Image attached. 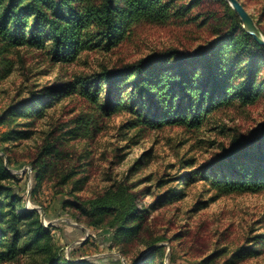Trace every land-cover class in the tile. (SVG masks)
<instances>
[{"label":"rangeland","instance_id":"1","mask_svg":"<svg viewBox=\"0 0 264 264\" xmlns=\"http://www.w3.org/2000/svg\"><path fill=\"white\" fill-rule=\"evenodd\" d=\"M238 1L264 38V0ZM189 2L175 0L165 21H141L116 47L85 50L70 62L52 61L46 49H0V115L53 83L207 46L225 31L224 7L208 0L186 11ZM259 67L262 92L253 103L233 100L198 126L155 128L128 109L104 116L79 94L55 101L41 116L8 115L0 125V158L12 176L6 185L22 210L36 212L49 229L51 249L0 264H41L49 254L93 264H264V186L219 191L201 173L232 137L252 139L264 128V63ZM47 144L58 152L45 151ZM186 174L194 176L188 185L180 180ZM120 184L131 186L145 211L134 236L119 235L110 217L86 213ZM171 189L177 197L165 199Z\"/></svg>","mask_w":264,"mask_h":264},{"label":"trees","instance_id":"2","mask_svg":"<svg viewBox=\"0 0 264 264\" xmlns=\"http://www.w3.org/2000/svg\"><path fill=\"white\" fill-rule=\"evenodd\" d=\"M202 1L208 0H191L185 10ZM209 1L224 7L227 26L207 46L197 47L188 56L176 57L172 51L156 53L120 68H102L91 75L53 83L39 95L11 105L8 112L41 116L55 101L79 94L96 104L104 116L128 109L138 122L158 128L198 126L216 108L233 100L244 105L253 103L262 92L257 76L264 63V47L243 30L239 17L226 1ZM174 3L175 0H0V49H46L54 62L74 61L85 50L116 47L141 21H165ZM11 114L6 111L0 115V125ZM44 150L58 152L49 144ZM201 173L219 191L262 188L264 128L252 139L232 137L229 146L222 148ZM39 177L37 172L36 178ZM193 178L186 174L180 180L188 185ZM11 179L0 158V263L11 261L18 254L48 253L51 249L49 229L42 225L36 212L22 210L19 198L6 185ZM176 191L169 190L165 199L176 198ZM137 199L131 186L120 184L115 192L110 188L101 199L93 200L86 213L99 216L98 219L110 217V226L119 235L134 236L145 218V211L136 206ZM41 264L93 263H72L49 254Z\"/></svg>","mask_w":264,"mask_h":264},{"label":"water","instance_id":"3","mask_svg":"<svg viewBox=\"0 0 264 264\" xmlns=\"http://www.w3.org/2000/svg\"><path fill=\"white\" fill-rule=\"evenodd\" d=\"M228 3L230 8L237 14L239 17L243 30L250 35L257 44L264 47V38L259 33L255 23L251 16L244 10L243 6L239 4L238 0H224Z\"/></svg>","mask_w":264,"mask_h":264},{"label":"bare ground","instance_id":"4","mask_svg":"<svg viewBox=\"0 0 264 264\" xmlns=\"http://www.w3.org/2000/svg\"><path fill=\"white\" fill-rule=\"evenodd\" d=\"M241 5V4H240Z\"/></svg>","mask_w":264,"mask_h":264}]
</instances>
